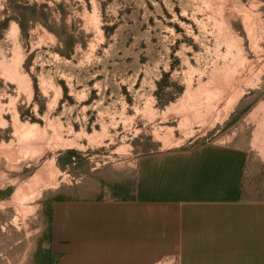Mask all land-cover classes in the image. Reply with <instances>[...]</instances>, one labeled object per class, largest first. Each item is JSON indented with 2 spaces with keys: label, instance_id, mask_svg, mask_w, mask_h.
I'll list each match as a JSON object with an SVG mask.
<instances>
[{
  "label": "rangeland",
  "instance_id": "374dc122",
  "mask_svg": "<svg viewBox=\"0 0 264 264\" xmlns=\"http://www.w3.org/2000/svg\"><path fill=\"white\" fill-rule=\"evenodd\" d=\"M224 159L264 204V0H0V264H223L174 228Z\"/></svg>",
  "mask_w": 264,
  "mask_h": 264
},
{
  "label": "crops",
  "instance_id": "0c3cea01",
  "mask_svg": "<svg viewBox=\"0 0 264 264\" xmlns=\"http://www.w3.org/2000/svg\"><path fill=\"white\" fill-rule=\"evenodd\" d=\"M212 158L215 164L220 161L218 157ZM222 164L224 165L226 177L219 178L221 193L216 196L218 197L216 200L213 199L215 200L213 202L217 204L188 206L187 210L182 213L179 212L177 216L178 223L174 228V235L179 238V241H176L175 244L190 243L197 246L199 244L207 246L221 244V261H223V264H264V242L262 241L264 239V204L259 200L248 201L242 195L243 182L240 175L231 178L229 176V164L226 159ZM237 173H240V168ZM200 184L201 182L197 186H193L196 184L191 183V186L197 187L198 197H205L203 184ZM144 197L141 200V205H143V210L146 208L147 210L143 213L140 235L142 238H148L150 234L159 236L162 227L160 225L150 226L149 204H144ZM166 203L168 204L167 200ZM80 207L83 209H96L94 205ZM62 208L72 210L74 206L59 205L54 211L53 237L58 241L62 237H72L70 236L72 232L64 233L61 230L59 213ZM156 220L158 223L163 218L158 216ZM69 230H72V227ZM146 242L148 243V241ZM63 251L57 249V252ZM193 251L197 254L196 260H216L218 257V255L211 253L207 247L204 251L199 250V248ZM198 254H206L207 256H198ZM63 264H67V261Z\"/></svg>",
  "mask_w": 264,
  "mask_h": 264
}]
</instances>
